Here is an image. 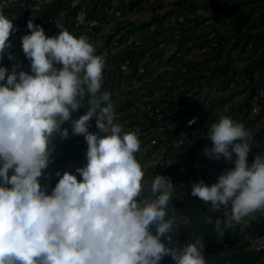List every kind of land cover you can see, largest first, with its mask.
<instances>
[{
  "label": "clouds",
  "instance_id": "obj_1",
  "mask_svg": "<svg viewBox=\"0 0 264 264\" xmlns=\"http://www.w3.org/2000/svg\"><path fill=\"white\" fill-rule=\"evenodd\" d=\"M8 4L0 0V264H162L166 256L174 264H207L204 240L174 243L187 223L169 214L180 193L164 175L147 184L138 132L124 130L111 93L101 91L105 58L87 37L66 29L48 36L29 19L21 47L30 70H9L2 62L18 29L4 13ZM81 107L87 111L73 118ZM93 118L96 132L89 130ZM65 122L84 136L87 163L57 170L49 191L42 178L51 180L45 170L56 137L69 138ZM203 137L211 141L206 157L234 165L211 184L190 185L191 195L209 205L205 222L223 236L264 212V155L249 162L253 134L229 116L209 124Z\"/></svg>",
  "mask_w": 264,
  "mask_h": 264
},
{
  "label": "rangeland",
  "instance_id": "obj_2",
  "mask_svg": "<svg viewBox=\"0 0 264 264\" xmlns=\"http://www.w3.org/2000/svg\"><path fill=\"white\" fill-rule=\"evenodd\" d=\"M72 1L56 0L51 11L70 20ZM77 1L97 17H102L107 4V0ZM112 1V6L127 16L123 23L115 24V28L124 27L125 33H135L147 43L134 51L129 50L133 66L146 52L157 60V64H149L145 74L138 78L133 74L124 75L119 70L120 55L115 58L102 55L115 28L79 30L78 36L87 37L95 46L96 54L104 57L106 64L111 62L113 65L111 71L104 69L103 76L107 77V81H103L101 91L111 93L117 122L124 130L138 132L141 149L137 158L144 166L147 184L150 185L158 174L170 177L180 194L173 199L176 210L169 214L174 213L179 219L189 208L199 213L202 201L191 195L190 185L201 179L210 184L213 180L211 175L215 172L213 170H221L218 167L222 166V163L217 165L213 160H206L201 156V150L211 146V141L204 139L203 134L209 124L221 116H229L233 120L237 116H244L245 108H241L239 104L243 96L226 86L227 74L233 64L230 58H220V54L216 52L209 55L199 53V45L203 43V39L197 29L194 12L202 3L209 4L221 17L219 25L223 27H236L243 13L236 11L233 0H157L154 3L149 0ZM171 16L174 17V22L169 21ZM40 17L37 15L32 19L39 25ZM179 18H183V21H179ZM28 33L30 29L22 28L18 40ZM235 61L240 63L237 56ZM220 67L227 70V74L221 73ZM83 109L86 107L80 108ZM155 109H159L161 116L154 113ZM193 118H196V123L189 125V120ZM63 127H66V122ZM90 131L96 132L98 129L95 126ZM71 138L72 134L69 132V138L57 136L54 141L53 162L45 170L52 177L50 182L47 178H42V183L49 184V191L59 179L55 176L57 170L75 172L77 167L87 163L88 145L85 139L80 147L74 148ZM85 146L87 147L82 152ZM192 150L193 159L200 156L206 160H201L193 168L190 155ZM224 163L226 166H234L227 161ZM210 167L212 171L205 173ZM80 178L78 175V179ZM198 218L196 216L197 220ZM152 230L155 232L154 227ZM254 264H264V258L255 260Z\"/></svg>",
  "mask_w": 264,
  "mask_h": 264
},
{
  "label": "built area",
  "instance_id": "obj_3",
  "mask_svg": "<svg viewBox=\"0 0 264 264\" xmlns=\"http://www.w3.org/2000/svg\"><path fill=\"white\" fill-rule=\"evenodd\" d=\"M56 0H9L8 7L4 8V13L13 20L18 31L10 36L12 46L4 55L2 66L11 70L13 64H20L25 71L30 70V61L10 60L8 53H13L17 49L19 31L24 28L29 18L40 15L39 25H41L46 35L55 36L60 29H66L71 33H78L79 30H90L93 28L112 29L115 24L123 23L127 16L113 5L114 1L107 0L103 9L102 17L90 14L84 4L77 0L71 2L70 20L62 18L53 13L52 7ZM157 0H149L154 3ZM236 11L243 13L236 27L220 26L221 17L218 16L209 4H203L195 9L197 19V29L203 39L199 45V53L209 55L213 52L220 54V58H230L232 68L228 71L226 86L232 91L242 95L240 105H246L244 124L253 134L252 151L264 150V0H233ZM214 11V12H213ZM170 22H174L171 16ZM183 21V18H179ZM145 44V40L135 33H125L124 27L115 28L111 36L110 43L104 48L102 55L106 58L119 56L129 49L134 51ZM164 44L162 43L161 46ZM23 52V51H22ZM230 56V57H229ZM235 56L240 63L235 61ZM154 66L157 60L149 52L141 55L135 66H133L132 56L121 58L119 70L124 75L133 74L136 78L146 72L148 65ZM107 71H111L113 65L108 62L105 65ZM222 68V67H220ZM198 78H195L197 81ZM103 81L107 77L103 76ZM169 85V84H168ZM86 109L79 110L73 114V118H78L84 114ZM161 116L159 109L154 112ZM66 127L71 132L70 123L66 122ZM95 127V120H91L90 129ZM89 129V130H90ZM83 135L72 134V147H80L84 143ZM199 152H197V156ZM260 155V154H259ZM185 187L186 184H183ZM240 241L243 251L260 253L264 252V231L256 232L253 228L242 227L238 232H231L227 235L222 246L227 248L232 242Z\"/></svg>",
  "mask_w": 264,
  "mask_h": 264
},
{
  "label": "trees",
  "instance_id": "obj_4",
  "mask_svg": "<svg viewBox=\"0 0 264 264\" xmlns=\"http://www.w3.org/2000/svg\"><path fill=\"white\" fill-rule=\"evenodd\" d=\"M29 19H32V17ZM29 19L27 20V23ZM67 20L69 19L67 18ZM24 28H27V24ZM72 34L79 37L78 33L75 34L73 32ZM21 43L22 41L21 39H19L17 43V49L14 50L12 55L16 59L25 60L26 56L22 52ZM125 56H132L131 54H129V49H127L126 51L120 54V58H123ZM220 70H221V73L227 74V70H225L224 68ZM241 108H245V113H246V105H241ZM234 121L243 123L244 116L242 117L237 116L236 120ZM86 147L87 146H85L82 149V152H84ZM201 152H202L201 156H204L205 159L207 160L208 157L205 156L204 150H201ZM259 154L264 155V150L263 149L257 150L255 152L252 151L248 158L249 162L251 163L253 157ZM190 155H192L191 159H193L194 150L190 152ZM205 159H201L199 156L191 160L192 168L196 167L201 160L206 161ZM224 162L225 160H220V161L213 160L214 164L220 165L222 163V166L218 167V169H221V170H213L215 172H213V174L211 175L213 176V180L210 182V184L217 180L218 176L222 173V171H224V169L233 167V166H226L227 164H225ZM208 171H212V168L211 167L207 168L205 173L208 174ZM173 202L174 201H172V203L169 206V212L176 210L174 208ZM208 208H209V205L202 201L201 207L199 208L200 209L199 213L193 210L192 208H189L185 212L183 217L187 218V223L179 225V228L174 236L175 244L182 247L184 244H187L189 242H194L195 239L197 238L204 240L203 253L207 260V264H254L255 260L261 259L262 257L264 258V252L254 253V252L243 251L242 244L240 241H237V242L234 241L227 248H223L222 244L224 240L226 239L227 235H229L231 232H238L243 226L235 225L231 229L225 231L223 236H218L213 231L214 225H208L205 222V214L206 212H208ZM222 215H223L222 211L215 213V216H222ZM254 215H255V218L249 220L246 228H253L256 232H263L264 231V212H257ZM196 216H199L200 220L199 218L197 220ZM162 264H174V261L172 260L170 256H166L164 257Z\"/></svg>",
  "mask_w": 264,
  "mask_h": 264
}]
</instances>
